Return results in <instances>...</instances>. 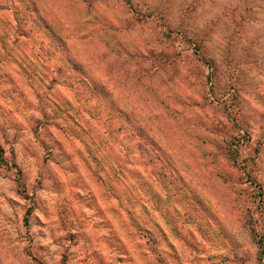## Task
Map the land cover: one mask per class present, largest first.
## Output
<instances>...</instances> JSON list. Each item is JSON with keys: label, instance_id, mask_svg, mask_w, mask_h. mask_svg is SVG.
<instances>
[{"label": "rangeland", "instance_id": "1", "mask_svg": "<svg viewBox=\"0 0 264 264\" xmlns=\"http://www.w3.org/2000/svg\"><path fill=\"white\" fill-rule=\"evenodd\" d=\"M0 264H264V0H0Z\"/></svg>", "mask_w": 264, "mask_h": 264}]
</instances>
